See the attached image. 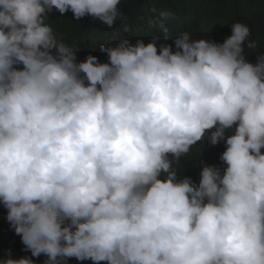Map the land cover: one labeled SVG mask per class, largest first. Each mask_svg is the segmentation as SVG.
<instances>
[{"label": "clouds", "instance_id": "obj_1", "mask_svg": "<svg viewBox=\"0 0 264 264\" xmlns=\"http://www.w3.org/2000/svg\"><path fill=\"white\" fill-rule=\"evenodd\" d=\"M120 4L0 0V203L31 253L0 264H264V54L248 60L250 27L218 43L160 21L175 51L123 38L101 63L78 62L49 21L55 9L112 28ZM198 142H223L225 167L202 154L196 183L174 165Z\"/></svg>", "mask_w": 264, "mask_h": 264}, {"label": "trees", "instance_id": "obj_2", "mask_svg": "<svg viewBox=\"0 0 264 264\" xmlns=\"http://www.w3.org/2000/svg\"><path fill=\"white\" fill-rule=\"evenodd\" d=\"M119 10L123 19L116 22L112 28L87 16L79 21L71 11L61 15L57 10L49 14L54 30L70 46L75 47L78 62L84 61L88 55L98 57L101 63L108 61L107 53L100 51L102 44H111L127 38L133 44L137 39L144 38L145 44L151 42L153 34L160 35V43L172 44L171 40L164 41L160 32L159 23L163 21L169 29V36L175 37L181 32H190L194 39L203 37L212 38L223 43L232 35L231 25L236 22L250 27V40L256 43L255 49H248L245 45V54L248 60L255 64L257 56L264 54V0H121ZM162 12L168 13L166 18ZM127 26L130 31L125 32ZM159 47V45H158ZM175 51V45L172 44ZM54 54V53H53ZM19 67L22 68V65ZM234 134V129L226 135ZM206 143V142H205ZM225 151V144L217 146L201 143L194 146L192 151L181 157L174 167L178 176L191 177L196 183L200 180V157L208 165L225 167L220 157ZM186 171V172H185ZM7 210L0 203V262L11 253L12 258L31 257L29 251L21 242V237L11 229L6 219ZM35 264H44L46 256L32 257ZM68 264H92L90 260L78 261L71 258Z\"/></svg>", "mask_w": 264, "mask_h": 264}]
</instances>
